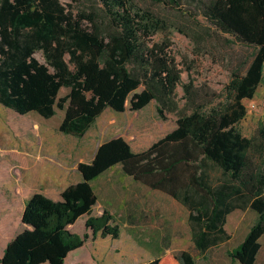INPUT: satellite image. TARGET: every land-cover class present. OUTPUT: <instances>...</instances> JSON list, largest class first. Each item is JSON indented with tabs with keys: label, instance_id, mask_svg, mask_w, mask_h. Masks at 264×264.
Segmentation results:
<instances>
[{
	"label": "trees",
	"instance_id": "trees-1",
	"mask_svg": "<svg viewBox=\"0 0 264 264\" xmlns=\"http://www.w3.org/2000/svg\"><path fill=\"white\" fill-rule=\"evenodd\" d=\"M96 2L97 7L75 12L61 0H0V105L20 116L35 112L45 119L63 111L59 131L81 138L106 109L122 113L128 101L131 111H139L155 101L159 116L177 115L176 128L138 153L121 137L107 140L91 162L78 164L82 181L65 188L60 200L33 194L21 217L27 228L6 244L0 264H67L89 238L87 232L81 237L70 231L85 216V230L93 239L99 231L102 238L117 239L118 227L108 225V212L90 216L97 202L91 183L116 166L123 175L174 198H179L175 188L183 179L204 195L202 204L192 203L199 207L190 215L200 252L224 239L225 218L240 208L237 202L248 204L257 218L228 255L239 264H258L264 235V127L259 125L257 137H245L238 126L247 114L244 100L252 99L264 80V0H152L197 24L202 18L213 32L251 50L248 58L228 67L220 88L210 81L201 87L192 80L182 83L183 71L169 41L152 39L167 30L160 15L132 0ZM192 38L203 36L195 32ZM39 51L46 64L35 58ZM198 58L194 53L188 74L196 66L201 76L203 70L213 71ZM178 87L184 92L182 107ZM63 88L68 93L58 97ZM209 165L229 181L212 187ZM143 264L196 263L182 251Z\"/></svg>",
	"mask_w": 264,
	"mask_h": 264
},
{
	"label": "rangeland",
	"instance_id": "rangeland-1",
	"mask_svg": "<svg viewBox=\"0 0 264 264\" xmlns=\"http://www.w3.org/2000/svg\"><path fill=\"white\" fill-rule=\"evenodd\" d=\"M132 1L139 7L154 11L166 21L167 30L154 35L152 39L169 41L170 53L178 68L183 71V84L192 80L195 87H201L210 85V81L216 88H220L228 78V67L249 57L250 49L239 46L228 35L213 32L202 18H199L197 24L181 12L165 5H157L152 0ZM61 2L64 5L70 4L75 12L89 5L97 7L96 0H83L82 4L70 0ZM207 29L208 35L205 33ZM195 32L202 34L200 41L192 38ZM194 53L200 57L197 61L202 59L213 67V71L207 73L203 70L201 76V69L196 66L188 74L187 67L190 66ZM34 56L40 63L46 64L41 51ZM65 59L68 60V57ZM68 91L61 89L58 97L65 96ZM177 98L182 107L185 102L182 87L177 89ZM243 103L247 114L238 127L243 136L257 137L259 125L264 127V80L254 97ZM63 117L64 112L58 109L50 119L42 118L35 112L20 116L0 105V182L26 178L30 172L37 171L36 168L44 174L63 169L74 180L78 164L91 162L95 147L102 142L121 137L133 152H142L173 131L177 120L175 114L165 113L163 117L159 116L155 101L139 111H131L127 101L124 112L116 113L106 109L87 134L77 138L61 133L59 127H56ZM206 171L212 187L229 181L214 166L209 165ZM39 183L37 191L44 195L46 185L41 180ZM92 187L97 202L90 216L100 217L108 212L112 216L108 225L117 226L119 236L117 239H112L111 236L102 238L99 231L93 239L91 231L85 230L84 226L88 217L80 218L70 227V231L81 237L87 232L89 238L85 247L69 258L67 264H143L163 254L177 255L182 251L189 252L196 264H239L231 260L228 252L243 240L257 218L248 204L237 202L240 208L225 218L224 239L200 252L193 243L190 215H196L195 209L199 207L192 203L202 204L206 199L203 194L196 193L189 187L186 179L175 188L179 198L150 189L123 175L117 168L94 181ZM9 237L10 235H5L4 238ZM260 245L256 262L264 264V235L260 239Z\"/></svg>",
	"mask_w": 264,
	"mask_h": 264
},
{
	"label": "crops",
	"instance_id": "crops-1",
	"mask_svg": "<svg viewBox=\"0 0 264 264\" xmlns=\"http://www.w3.org/2000/svg\"><path fill=\"white\" fill-rule=\"evenodd\" d=\"M60 124L56 127H59ZM99 145L95 147V152ZM116 168L120 170V167L116 166L113 169L105 172L99 178ZM36 169L37 171L34 170L35 173H33L34 171L30 172L27 175L28 177L26 178L22 177L18 180H6L0 182V256L6 244L18 233L27 228V226L23 225L21 222L22 213L28 199L33 194L39 193V191L37 190L40 186V180L42 184L46 185L43 191L44 195L55 201L60 200L61 193L64 188L82 181V176L78 171H76L75 173V179L71 180L70 176H68V173L63 169L57 170L55 172H48L45 174L43 171L40 173L38 168ZM99 178H97L96 180H98ZM93 182L91 183V185L93 184ZM56 187H60L61 189L59 188L60 190H57L55 189ZM5 235H10V237L4 238Z\"/></svg>",
	"mask_w": 264,
	"mask_h": 264
},
{
	"label": "bare ground",
	"instance_id": "bare-ground-1",
	"mask_svg": "<svg viewBox=\"0 0 264 264\" xmlns=\"http://www.w3.org/2000/svg\"><path fill=\"white\" fill-rule=\"evenodd\" d=\"M110 262V261H109ZM108 263V262H107ZM106 264V263H105Z\"/></svg>",
	"mask_w": 264,
	"mask_h": 264
}]
</instances>
